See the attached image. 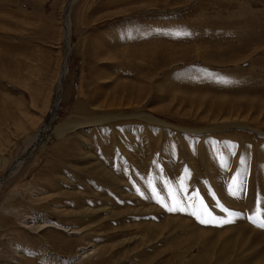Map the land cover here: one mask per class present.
I'll return each mask as SVG.
<instances>
[{"label":"rangeland","instance_id":"rangeland-1","mask_svg":"<svg viewBox=\"0 0 264 264\" xmlns=\"http://www.w3.org/2000/svg\"><path fill=\"white\" fill-rule=\"evenodd\" d=\"M67 4L0 0V179L32 153L0 189V264H49L48 254L76 257L77 264H217L237 229L209 225L229 217H216L214 208L228 205L214 189L220 181L229 188L237 176L238 156L225 163L220 147L231 145V155L232 143L238 150L247 144L246 162L257 172L264 130L252 125L263 117L254 123L244 113L248 121L204 133L217 125L192 115L190 103L170 99L181 93L264 101V0H73L57 118L43 141L33 140L48 124L63 75ZM151 77L155 82L145 84ZM167 90L153 113L154 93ZM144 129L155 134L149 147ZM184 147L194 155L193 168L183 162ZM200 152L210 157L208 166ZM199 201L207 226L196 216ZM191 227L218 232L209 259L200 240L192 243ZM261 247L235 248L220 264H240ZM258 258L249 264H264Z\"/></svg>","mask_w":264,"mask_h":264},{"label":"bare ground","instance_id":"bare-ground-1","mask_svg":"<svg viewBox=\"0 0 264 264\" xmlns=\"http://www.w3.org/2000/svg\"><path fill=\"white\" fill-rule=\"evenodd\" d=\"M73 3V0H68V4H67V8H66V12H65V16H64V27H65V39H64V44H65V47L67 49V53H66V58H65V62H64V69H63V72H66L67 74V67H69V60H70V49L68 47V43H69V26H70V22H69V16H68V7H72V4ZM71 28V27H70ZM96 43V41H95ZM94 43V44H95ZM100 45V44H98ZM97 45V47L99 48V46ZM101 46V45H100ZM102 48V46H101ZM106 48V47H105ZM93 52V51H92ZM97 52V51H96ZM106 55V53H104ZM104 55V57H105ZM108 55V54H107ZM95 56H98L99 55H95ZM106 58V57H105ZM110 57H108L109 59ZM107 59V60H108ZM188 59V58H187ZM106 61V60H105ZM111 61V60H109ZM221 62V61H220ZM102 63V62H101ZM110 63V62H109ZM106 62V64H109ZM192 63V62H191ZM105 64V63H104ZM109 66V65H108ZM111 66V64H110ZM113 66V65H112ZM102 70V69H100ZM100 70H97V71H100ZM105 70V69H104ZM107 72V71H106ZM99 72H97L98 74ZM66 74L62 75V77L60 78L59 80V84H58V89L57 90V95H56V100H55V103L52 107V111L50 113V116H49V119H48V124L47 126L43 129V132L38 134L37 136H35V139H38V140H41L43 138V135L45 134V132L50 129L52 127V124L53 122L56 120L57 118V111H58V107L56 106L58 100L60 99L61 97V94H62V86L64 85V82L62 81L63 76L65 77V80H66ZM96 74V75H97ZM103 74V72H101V75ZM182 74V73H181ZM110 75V74H109ZM188 75V74H187ZM111 76V75H110ZM182 76V75H180ZM179 76V77H180ZM102 77V76H101ZM104 78V77H103ZM109 78V77H108ZM105 79L106 81L109 80V79ZM233 78V77H232ZM237 78V77H236ZM101 79V78H100ZM178 79V78H177ZM143 80H147L145 82V84H153L155 81H154V77L152 78H148V79H143ZM222 79H220L221 81ZM240 80V78H239ZM100 81V80H99ZM219 81V80H217ZM230 81V80H229ZM233 81V80H231ZM230 81V82H231ZM236 82V80H234ZM63 82V83H62ZM115 82V81H114ZM222 82V81H221ZM221 82H220V85H221ZM103 84V83H102ZM211 84V83H210ZM59 85H61V87H59ZM213 85V83H212ZM217 85V84H216ZM145 86V85H144ZM223 87H225L224 85H222ZM208 87V86H207ZM219 87V85H218ZM221 87V86H220ZM219 87V88H220ZM230 87V86H228ZM157 88V86H156ZM159 88V87H158ZM160 89V88H159ZM157 89L158 91L160 92H163L162 90H159ZM225 89H230V88H225ZM223 90V89H222ZM221 91V90H220ZM218 91V92H220ZM226 91V90H225ZM160 92L159 94L157 93H154V96H153V100H152V108H151V111L153 113H158L160 109H162V107H160L159 103L162 101V102H166V97L169 96V93H170V90H167L166 92L162 93L160 95ZM226 92H229V91H226ZM225 92V93H226ZM234 92V91H233ZM232 93V91H231ZM151 94V93H150ZM233 94V93H232ZM193 96V95H191ZM182 100V101H185V104L186 103H190L191 107H193L195 110H194V113H192V115H194L195 117L199 118L201 122H207V123H211L212 125H217V126H211L207 128V130L205 129H202V130H199V131H202V132H208V133H211L212 131L214 130H221L222 127H228V126H233L235 124V121L236 122H245L246 120L248 121V115H243L244 113L246 114H252L255 119L251 120L252 122H258L259 119H260V116L263 117V121H260L258 124H253L252 126L253 127H261L263 130H264V101H261L260 99L257 100L258 98H255V100L253 98H250L248 100H245V99H237V98H225V99H218L216 96H211V97H204V99H202V96H199V95H196V96H193L192 99H190V96L189 94H181V93H178V94H174V96L172 97V99L170 100ZM253 99V100H252ZM60 101V100H59ZM174 104V103H173ZM176 104L173 105V109L174 106ZM140 106L138 107L137 106V109L136 110H139ZM181 107L177 106V109H175V112L173 113L174 115L178 114V112H180ZM172 109V106L169 105L168 107V110ZM183 109V108H182ZM204 109V110H203ZM141 110V109H140ZM184 110V109H183ZM182 110V111H183ZM162 111V110H161ZM171 112H173L172 110H170ZM186 113H187V110H185ZM162 113V112H161ZM189 114V112H188ZM191 114V113H190ZM179 115V114H178ZM191 115V116H192ZM237 115V116H236ZM144 116V115H142ZM105 117H106V114H105ZM104 118V116H103ZM107 118V117H106ZM142 118V117H141ZM196 118V119H197ZM109 119V118H107ZM146 119V118H145ZM150 121H153L155 122L157 125L158 124H162L160 122H158L157 120L153 119V118H148ZM197 119V120H199ZM103 120V119H102ZM250 121V122H251ZM90 122H92L90 120ZM99 122V120H98ZM200 122V123H201ZM248 122V123H250ZM93 123V122H92ZM247 123V122H246ZM245 123V124H246ZM237 124V123H236ZM250 125V124H249ZM161 126V125H159ZM222 126V127H220ZM235 126V125H234ZM240 126H243V124ZM247 126V125H246ZM245 126V128H246ZM69 127V126H68ZM66 127V128H68ZM64 128V129H66ZM71 128V127H70ZM229 128V127H228ZM239 128V127H237ZM244 128V127H243ZM55 129V128H54ZM63 129V131H64ZM69 129V128H68ZM154 129V128H153ZM246 129H248L247 131H250V130H256L257 129H251L250 127H247ZM53 130V129H52ZM67 130V129H66ZM145 133L146 131H148V133L144 136L145 138L148 140V147L150 144L153 143L154 139H155V134L151 131V130H148V129H144ZM61 128L59 129H55V134H59L61 132H63ZM140 131H143V129H141ZM179 131V130H178ZM197 131V132H199ZM65 132V131H64ZM188 134V133H187ZM192 134V133H191ZM204 135V134H203ZM261 135V134H260ZM58 137H61V136H58ZM144 138V137H143ZM182 141H184V139L181 137ZM33 142V141H31ZM36 143V142H35ZM38 143V142H37ZM155 143V142H154ZM31 144V143H29ZM28 144V146H29ZM115 144V143H114ZM232 145L234 146L233 148V152H230L231 155L229 154V149L231 147V145H228L226 142H223L221 144V147H220V150L224 151L226 154L222 157V159L225 161V163H230V157H234L235 156H238L236 159V167H237V176L236 178L234 179L233 177V180H232V183L230 185L229 188H227L225 186V190H224V183L223 181H220V183L218 184L219 187H221V189H214V193L217 195V198L219 200H221L225 205H228V209L227 211H222L220 210L219 208H214L215 211H217V215L216 217H221V216H224L223 214H228L229 215V221L231 222H227L228 221V218L225 217V220L224 221H221V220H218V219H215V221H212V223H210L208 220L207 222H205V225L207 226L209 223V225L211 226H216V228H219L220 226H227V227H234V228H237L235 231H233L231 233V237L225 241V244L222 245L221 247V251H220V254H219V257H217V264H220L223 260L226 259L227 255H230V252L234 251L235 248H243V247H246V250H251V249H254V248H257L259 245H262V247L260 249H258L254 255H252L250 258L248 259H243V261L240 263V264H249V263H252L254 261V258L255 256H259V258L257 260H264V235L262 234H259L258 232H256V230L254 229L255 226H257L260 222H264V219H259L260 216H264V207L260 206L259 203L262 202V204L264 205V151L258 156L257 155V160L259 161V165L257 166L256 168V171L257 172H251L250 171V165L246 162V158H249L248 155H250L249 151H247L248 149V145L246 144L243 147L239 148L240 150H238V146L237 144H233ZM212 146V145H211ZM120 147V146H119ZM122 147V146H121ZM118 148V147H117ZM128 148V147H127ZM119 150V149H118ZM151 150V149H150ZM154 150V149H153ZM183 150V149H182ZM260 150V149H259ZM137 151V150H136ZM208 151V150H207ZM210 152V151H209ZM254 152V151H253ZM151 153V152H149ZM183 153V162L187 163V166L188 167H191L193 168V157L194 155L191 154V150L189 148H185L184 147V150L183 152H181V154ZM252 153V152H251ZM32 154V153H31ZM31 154H24V156L22 158H19L18 159V162H16L17 165H13L12 166V172H10L11 170H9V175L4 179V181H2V183L0 184V189L6 184V182L10 179V177H12L13 175H15L17 173V171L21 168V166L27 161L25 159V156L26 158H29V156ZM208 154L206 152H200L199 153V158L201 159L202 163H204L205 165H207V162L210 161V157L208 158ZM130 158H132L130 156ZM138 158V157H137ZM25 159V160H24ZM252 159V158H251ZM250 159V161H251ZM130 160V159H129ZM229 160V161H228ZM232 161V160H231ZM23 162V163H22ZM133 163V162H132ZM258 163V162H257ZM223 164V163H222ZM232 164V163H231ZM19 165V166H18ZM230 165V164H229ZM228 165V167H229ZM16 166H18L16 168ZM135 166V165H133ZM208 166V165H207ZM224 166V164H223ZM227 166V165H226ZM217 167V165H216ZM246 167V169H244ZM218 168V167H217ZM18 169V170H17ZM141 169V168H140ZM195 169V168H194ZM252 169V168H251ZM17 170V171H16ZM193 170V169H192ZM215 170V169H214ZM213 170V171H214ZM216 171H218L216 169ZM136 172V171H135ZM140 172V171H139ZM195 172V171H194ZM221 172V171H220ZM8 173V172H7ZM215 173V172H214ZM142 174V173H141ZM184 174V173H183ZM217 174V173H216ZM219 174V173H218ZM222 174V173H220ZM140 175V174H138ZM110 176V175H109ZM189 177V176H188ZM187 177V178H188ZM207 177V176H206ZM210 177V176H209ZM3 178V177H2ZM138 178V177H137ZM190 178V177H189ZM170 179V178H169ZM210 179V178H209ZM109 181H107V185L108 186H112V182H114V178L113 179H108ZM120 180V179H119ZM137 180V179H136ZM213 180V179H212ZM105 181V180H104ZM135 181V180H134ZM217 181V180H216ZM136 182V181H135ZM188 182V181H187ZM198 182V180H197ZM209 182V181H208ZM218 182V181H217ZM140 183V182H139ZM209 184L212 186H215V182L214 184H212L211 182H209ZM179 185V184H178ZM187 186H188V183L184 186L185 190L187 191ZM190 186V185H189ZM178 187H182V186H177L175 187V190L176 192L178 193ZM183 188V189H184ZM193 188V187H192ZM137 193V192H136ZM204 192L202 191V194ZM214 194V195H215ZM127 196L126 197H132L131 194H126ZM137 196V194H135ZM216 197V196H215ZM206 198V196H205ZM128 199V198H127ZM178 199L179 201L182 202V205H184V202L181 198V196L178 194ZM191 199V198H190ZM208 199V198H207ZM205 199V200H207ZM209 200V199H208ZM243 200H247L250 205H247V204H244V201ZM202 201V200H201ZM193 202V201H192ZM207 202V201H206ZM178 203V202H177ZM199 206L198 208L196 209L197 210V217L198 219L201 217L202 220H204V217H202V215L204 214V210L206 209V207L203 205L202 202L199 201ZM171 207V206H170ZM180 207V206H178ZM182 207V206H181ZM257 209H256V208ZM169 208V207H168ZM176 208V207H175ZM212 208V207H210ZM175 210V209H174ZM193 210V209H192ZM191 210V211H192ZM195 210V211H196ZM180 211L181 212V215H183L184 211L181 209ZM179 211V212H180ZM195 211L192 212L193 215H195ZM183 213V214H182ZM179 214V213H178ZM196 218V217H195ZM252 221V222H251ZM214 222V223H213ZM255 222V223H254ZM56 225V226H55ZM58 227L57 224H49L48 226L46 227ZM258 227V226H257ZM192 228V227H191ZM60 229V228H59ZM62 229L64 230V228L62 227ZM192 233V243L193 244H196L197 242L195 241V239L198 241L200 240V247L201 249H206L204 250V253L203 255L205 256V259H209L211 254L213 253L214 249L217 248V244L219 243H216V236H218V232L214 235H211L209 236L208 234L206 233H202V232H197V229L195 227H193L190 231ZM240 234L239 235V238H235V235L234 234ZM249 234V236H248ZM252 234H254V239L251 241V236ZM195 238V239H194ZM257 239H258V242H257ZM250 240V241H249ZM218 241H220V239H218ZM180 242V241H179ZM51 251V250H50ZM47 255V254H46ZM202 256V255H201ZM45 258V257H44ZM43 258V259H44ZM54 259V260H53ZM45 260H49V264H56V262H59L58 264H77L76 261H78L76 259V257L74 258V260H66L65 258L63 257H60V256H57V255H54V254H48V256H46V259ZM197 260V259H196ZM76 262V263H75ZM48 263V262H47ZM224 263V262H223ZM45 264V263H44Z\"/></svg>","mask_w":264,"mask_h":264},{"label":"water","instance_id":"water-1","mask_svg":"<svg viewBox=\"0 0 264 264\" xmlns=\"http://www.w3.org/2000/svg\"><path fill=\"white\" fill-rule=\"evenodd\" d=\"M70 1H71V0H70ZM70 10H71V7H68V16L70 15ZM67 73H68V67H67ZM64 74H66V72H64L63 75H64ZM66 76H67V75H66ZM63 78H64V79H62V81L65 82V77L63 76ZM63 82H62V83H63ZM62 87H63V86H62ZM59 100H60V99H59ZM59 100H58V102H57V104H56L57 107H58V105H59ZM44 139H45V138H43L41 141H43ZM41 141H38V140H37V142H41ZM37 144H38V143H37ZM35 148H36V145H35ZM34 151H35V150H34ZM23 156H24V155H22L21 158H22ZM25 159L27 160L28 158H26V156H25ZM25 159H24V160H25ZM17 161H18V159H17ZM15 163H16V162H15ZM22 163H23V162H22ZM10 170H11L10 172H12V169H10ZM10 172L8 171V173H6L5 175H3V178L0 179V184L2 183V181H4V179L9 175Z\"/></svg>","mask_w":264,"mask_h":264},{"label":"snow or ice","instance_id":"snow-or-ice-1","mask_svg":"<svg viewBox=\"0 0 264 264\" xmlns=\"http://www.w3.org/2000/svg\"><path fill=\"white\" fill-rule=\"evenodd\" d=\"M168 210L169 211H173L174 208L170 207V208H168ZM222 211H225L226 212L227 210L222 208ZM199 222L200 223H205L206 221H204V220L201 219V220H199ZM227 222H231V221H227ZM257 226L260 227V228H262V229H264V222H260Z\"/></svg>","mask_w":264,"mask_h":264}]
</instances>
